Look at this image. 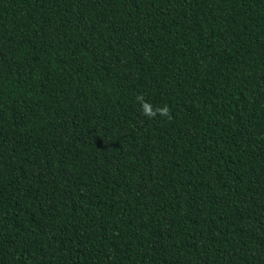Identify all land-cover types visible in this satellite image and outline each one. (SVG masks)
<instances>
[{
    "label": "trees",
    "instance_id": "trees-1",
    "mask_svg": "<svg viewBox=\"0 0 264 264\" xmlns=\"http://www.w3.org/2000/svg\"><path fill=\"white\" fill-rule=\"evenodd\" d=\"M0 264H264V0H0Z\"/></svg>",
    "mask_w": 264,
    "mask_h": 264
},
{
    "label": "clouds",
    "instance_id": "clouds-1",
    "mask_svg": "<svg viewBox=\"0 0 264 264\" xmlns=\"http://www.w3.org/2000/svg\"><path fill=\"white\" fill-rule=\"evenodd\" d=\"M138 99H143V96H139ZM143 110H144V113L145 115H148V116H151V117H154L155 116V112H153L150 108V106L148 104H144L143 105ZM161 112V114H167L168 113V109L167 107H165L164 109H161L159 110Z\"/></svg>",
    "mask_w": 264,
    "mask_h": 264
}]
</instances>
